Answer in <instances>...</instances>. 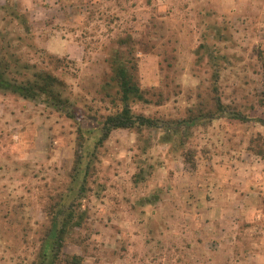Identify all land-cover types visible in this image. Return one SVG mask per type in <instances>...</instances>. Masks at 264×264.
Returning a JSON list of instances; mask_svg holds the SVG:
<instances>
[{"label": "rangeland", "instance_id": "obj_1", "mask_svg": "<svg viewBox=\"0 0 264 264\" xmlns=\"http://www.w3.org/2000/svg\"><path fill=\"white\" fill-rule=\"evenodd\" d=\"M116 50L150 100L132 112L162 128L85 147L121 108L107 84ZM0 60L10 78L63 81L75 115L0 92V264L36 263L76 178L84 217L61 259L264 264V128L224 117L166 131L212 110L213 87L229 111L264 120V0H0Z\"/></svg>", "mask_w": 264, "mask_h": 264}, {"label": "trees", "instance_id": "obj_2", "mask_svg": "<svg viewBox=\"0 0 264 264\" xmlns=\"http://www.w3.org/2000/svg\"><path fill=\"white\" fill-rule=\"evenodd\" d=\"M119 44L123 45L125 42L120 40ZM109 65L111 75L107 84L110 89H116L113 95L118 99L121 108L112 114L100 117L98 127L88 132L85 139V147H94L93 136L94 139H97L95 144L103 143L114 130L135 129L140 132L142 129L153 130L162 128V126L159 127L157 120L144 115H135L131 110L130 105L133 103H150V100L146 98L145 93L138 84L135 76L136 65L134 62L121 60L120 53L116 50L110 58ZM8 71V64L0 60V92H9L29 101L41 100L56 111L64 113L66 117L70 119L75 118L69 101L62 97L60 88L65 86L63 81L48 72H35L32 78L25 77L17 80L10 78ZM162 102L163 98L159 96L156 104L160 105ZM212 103V110H207L204 113L198 112L197 114H191L185 119L169 122L168 126H166V131L170 129L174 130L175 133H179L185 129L190 131L191 128L196 127L203 120L211 122L224 117L239 122L253 121L264 128L263 119H252L241 113L229 111L228 107L222 103L215 87H213ZM170 140L171 136L164 134L163 142L168 143ZM185 140L186 137L184 136L181 141L184 143ZM255 153L264 159L263 149ZM81 164L82 161L80 160V163H78L80 167L76 172L77 177L80 176L83 170ZM81 180L82 178H76L72 187L62 196L57 212L51 217L49 230L42 241L35 264H82L83 259L77 255L64 256L63 259L60 257L69 236V231L74 229V227L79 228L83 222L84 214L75 215L72 210L77 196L83 189V181Z\"/></svg>", "mask_w": 264, "mask_h": 264}]
</instances>
